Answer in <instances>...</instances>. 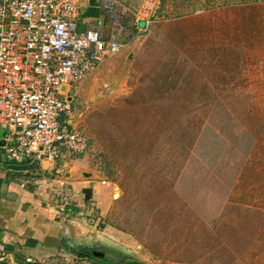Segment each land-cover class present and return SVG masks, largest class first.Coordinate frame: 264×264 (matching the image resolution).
Segmentation results:
<instances>
[{
  "label": "rangeland",
  "instance_id": "obj_1",
  "mask_svg": "<svg viewBox=\"0 0 264 264\" xmlns=\"http://www.w3.org/2000/svg\"><path fill=\"white\" fill-rule=\"evenodd\" d=\"M94 1L114 4L130 41L76 87L89 150L73 173L114 186L85 212L121 246L87 250L106 264H264V0ZM59 252L47 264L85 253Z\"/></svg>",
  "mask_w": 264,
  "mask_h": 264
},
{
  "label": "built area",
  "instance_id": "obj_2",
  "mask_svg": "<svg viewBox=\"0 0 264 264\" xmlns=\"http://www.w3.org/2000/svg\"><path fill=\"white\" fill-rule=\"evenodd\" d=\"M106 8L114 14L113 3ZM81 23V0H0V148L8 160L55 164L63 149L89 150L70 121L76 87L123 45Z\"/></svg>",
  "mask_w": 264,
  "mask_h": 264
},
{
  "label": "crops",
  "instance_id": "obj_3",
  "mask_svg": "<svg viewBox=\"0 0 264 264\" xmlns=\"http://www.w3.org/2000/svg\"><path fill=\"white\" fill-rule=\"evenodd\" d=\"M106 9L94 0H81L82 29L99 28L106 41L121 43L125 50L129 45L130 40H127V37L130 32L124 33V41L118 40H120L127 21L121 20L118 23L119 15L115 13L116 9L113 15H110ZM100 23L102 24L100 25ZM114 23H118L120 29L116 30ZM142 24L145 23H139V25ZM81 84L82 82L79 86ZM70 121L76 129L72 114ZM77 156L81 155H73L63 149V156L57 163L51 164L49 162L39 163L35 160L15 162L8 160L2 152L0 155V244L6 248L7 259L0 264H19L26 262L27 259H33L34 264H47L49 256L52 257L59 251H71L72 253L87 251L85 239L90 243L94 242L102 244V246L107 244L115 249L121 248L120 244L115 241L97 235L93 222L91 223L90 218L88 219L89 214L85 212L87 205L98 194L97 192L101 191L106 195V198L110 194L114 196V186H111V183L94 181L92 173L84 170L79 175L73 173L75 167H78L76 165L79 162L76 159ZM64 170L70 174L67 177V188L73 190L71 194V199L75 202L73 205L68 200L65 204L61 203L64 200L62 194L65 189L59 188L57 178ZM107 188H110V191H107ZM87 191L91 192L90 199H87ZM104 200L101 199V202ZM128 239L126 235L125 241ZM62 242L71 244L64 246V249L61 250ZM123 249L130 251L126 248ZM98 253H102V251H98ZM102 254L105 259L103 256L93 260L83 258L82 264H85L86 261L92 264L109 263L106 254ZM129 254L131 253L129 252ZM129 254L121 256L118 262L120 264H139L140 261L128 258Z\"/></svg>",
  "mask_w": 264,
  "mask_h": 264
},
{
  "label": "flooded vegetation",
  "instance_id": "obj_4",
  "mask_svg": "<svg viewBox=\"0 0 264 264\" xmlns=\"http://www.w3.org/2000/svg\"><path fill=\"white\" fill-rule=\"evenodd\" d=\"M94 252H98V251H95V250H93V251H85V253L83 252V255H82V257H84L85 259H91V260H93V259H97V257L99 258V255H96V256H94L93 255V253ZM103 253V252H102ZM103 259H105V257L103 256Z\"/></svg>",
  "mask_w": 264,
  "mask_h": 264
},
{
  "label": "water",
  "instance_id": "obj_5",
  "mask_svg": "<svg viewBox=\"0 0 264 264\" xmlns=\"http://www.w3.org/2000/svg\"><path fill=\"white\" fill-rule=\"evenodd\" d=\"M93 255L94 256H96V255L104 256L102 253H98V252H94ZM19 264H29V263H27V262H20Z\"/></svg>",
  "mask_w": 264,
  "mask_h": 264
},
{
  "label": "bare ground",
  "instance_id": "obj_6",
  "mask_svg": "<svg viewBox=\"0 0 264 264\" xmlns=\"http://www.w3.org/2000/svg\"><path fill=\"white\" fill-rule=\"evenodd\" d=\"M114 194H115L116 197L119 195V191L116 188H115Z\"/></svg>",
  "mask_w": 264,
  "mask_h": 264
},
{
  "label": "trees",
  "instance_id": "obj_7",
  "mask_svg": "<svg viewBox=\"0 0 264 264\" xmlns=\"http://www.w3.org/2000/svg\"><path fill=\"white\" fill-rule=\"evenodd\" d=\"M90 194H91V192L87 191V199H90Z\"/></svg>",
  "mask_w": 264,
  "mask_h": 264
}]
</instances>
